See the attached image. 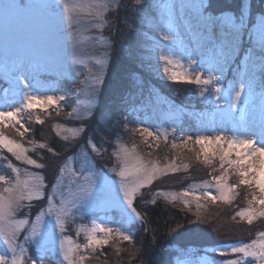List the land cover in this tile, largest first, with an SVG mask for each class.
Listing matches in <instances>:
<instances>
[{
  "label": "snow or ice",
  "instance_id": "1",
  "mask_svg": "<svg viewBox=\"0 0 264 264\" xmlns=\"http://www.w3.org/2000/svg\"><path fill=\"white\" fill-rule=\"evenodd\" d=\"M145 0H135L137 6H141ZM53 5H49L52 7ZM66 18L71 21H79L78 13L87 12L93 20L95 27L103 29L105 27V16L109 11H118L120 8L119 0H89L88 3H68L62 0L59 5ZM5 5V10L8 8ZM128 7V6H125ZM174 7V6H168ZM208 4L205 0H198L197 23L212 44L214 56L205 66L204 62H197L192 59L191 52L184 46L177 28L173 21L169 20L166 25H162L159 33L160 39L176 45L174 49L166 46L158 47L159 71L161 77L175 84L194 85L198 89V96L202 99L211 98L212 103L220 105L221 100L228 103L229 110L237 108L242 101L246 91L251 93L250 81L241 78L234 81L227 89V93L222 95V80L224 67L227 65L231 55L235 53L239 43L240 35L246 28V22L250 15V5L241 3L239 14L225 12L218 15L207 14ZM249 9V13L245 12ZM259 45L264 51V13L258 15ZM255 33H250L255 37ZM230 45L225 51L226 46ZM250 58V57H249ZM107 59V57H105ZM187 61V63H185ZM100 72H106V65L98 61ZM264 65V60L261 61ZM79 66V64H77ZM247 74V65H238ZM91 72V69H88ZM219 72L220 75L215 73ZM96 80L103 83L102 77L97 76ZM120 85L117 84V88ZM52 91L44 89L38 82H34L23 74L16 77V91L13 99L5 98L0 104V151L11 154L16 161L23 164L35 166L43 169L45 164L38 163L28 153L35 152L37 148L47 149L53 155H58L54 149L48 148L45 142L29 140L25 142V134L32 130L28 127L27 121L43 124L44 119L39 115L40 112L51 115L49 109L60 107V102L68 99L67 95L59 97L43 94ZM76 92L75 89L72 90ZM98 89L89 85L86 93V101H81L78 108H73L69 116L76 114L82 121L91 120L98 109ZM227 97V99L225 98ZM230 101V102H229ZM59 115V111L57 112ZM121 119L127 121V116ZM99 124H104V114L101 113ZM12 127L20 139H14L5 133V129ZM57 135H61L59 126ZM72 132V139H76L88 131L86 125L66 129ZM139 133L143 142L149 149H158L159 142L163 137L168 141L169 135L175 138L171 142L172 149L182 146L187 147L193 141V136H177V130L172 129L169 133L166 129L152 131L149 127H139L130 129ZM216 135L195 136L194 143L199 146L200 151L196 153V159L206 166H212L218 161V175H211L210 180L193 184L179 192H164L156 190L153 193L151 203H156V197H164L168 203L175 205L177 202L182 206L185 213H191L195 219L190 221L193 226L206 223L207 219L203 216L202 210H207L211 202L215 205L218 202L231 205L239 195L237 189L246 186L254 189L249 193L250 199L247 207L236 211L231 217L233 221H239L252 225L258 219H264V117L257 123L254 118L245 119L241 117L234 127L230 129L218 128ZM228 131L231 135H225ZM62 139L68 140L67 135ZM149 140L152 143H149ZM177 140L180 143H177ZM94 155L87 152L81 153V163L79 169L72 168L70 177L65 176L69 169V162L75 156L67 157V162L61 165L54 181L49 186L45 178L40 173H29L28 179L21 180L20 169L7 162V167L16 174L14 179L0 174V182L9 185L0 189V241L6 246V251L0 253V264H83L88 258L81 255L82 251L95 253L98 249L109 245L111 240L119 239L122 241L133 242L130 234L129 225L139 221L145 223L144 216L137 210L136 202L143 195L142 189L150 187L161 177L175 174L183 168L188 170L190 165L177 164V157L167 163L161 164L158 160L145 159L136 151V145L129 148L120 142L117 135L113 140V156L117 166L111 169L118 179L109 180L103 168H98L95 156H102L101 146H97L95 140L89 137L86 141ZM103 143V138H102ZM106 150V149H105ZM151 155V152L148 153ZM6 159V158H5ZM27 172V169H25ZM232 175H236V183H230ZM45 188H49L45 193ZM28 201L27 204L22 203ZM44 201L43 207L35 214L34 218L27 213L23 218H16V213L21 208H31L32 201ZM111 205L119 210V219L108 216L103 221L97 218L90 220L91 226L83 224L75 226V236L78 238L82 233L85 243H77L72 235H66L68 225L75 223L77 218L87 219L94 217L98 211H107V206ZM195 208V211H193ZM115 223L117 227L107 226ZM177 225V228H182ZM175 231V230H173ZM23 238L21 240V235ZM29 247L34 250V255L29 254ZM216 252L219 256L225 257L221 264H264V231H259L255 237L248 242L237 240L229 247H218Z\"/></svg>",
  "mask_w": 264,
  "mask_h": 264
},
{
  "label": "trees",
  "instance_id": "2",
  "mask_svg": "<svg viewBox=\"0 0 264 264\" xmlns=\"http://www.w3.org/2000/svg\"><path fill=\"white\" fill-rule=\"evenodd\" d=\"M205 3L209 5L207 14L218 15L229 11L239 14L242 0H205ZM243 4L250 5L249 19L246 22L245 30L240 35L235 53L231 55L224 67L223 76L228 80L229 78L240 79L246 75L247 79L264 97V65L261 63L264 60V51L261 50L258 41H254L248 35L249 28L256 21L257 15L264 13V0H243ZM128 12V8L124 10L119 8L118 10V13L125 14V16H128ZM245 12L249 13V9L245 8ZM115 15L116 11H109L110 23L104 31L105 35H110L113 48L100 92L99 102L101 105L99 104L98 107L100 110L95 115V118H98L103 113L104 124L98 123L93 126L91 119L82 124L86 125L88 129L86 133L82 134V138L72 139L67 135L69 139L64 140L62 134L58 136L56 126H75L77 123L69 116L73 103L72 97L60 102L59 109H49L50 116L40 112L39 115L44 119L43 124L36 123L34 118L29 122L27 114L25 115L28 127L32 130L25 134V142L29 140L45 142L48 148L54 149L58 153V155H53L47 149L40 148H37L35 152L30 151L29 155L33 159L46 165L43 169L35 167L44 176L46 183L51 181L58 162L68 154L75 152L82 143H86L85 141L89 137H92L97 146H101V148L103 143H100V133L105 135V132H110V138H115L118 135L130 142L138 143L142 140L139 133L130 131V129H136L143 123L145 117L151 112L152 104L156 98H162L169 102L174 101L189 107L191 112L183 120L182 128L186 125L195 127L198 124L195 123L199 117L198 111L208 105L204 99L198 96L196 86L172 83L163 79L161 74L149 67L139 54V51H142L137 45L139 34L133 38L132 32L128 30L126 24H119L121 29L114 34V30L118 27ZM119 17L121 14L118 15ZM189 27L194 38L200 43L201 54H204L209 47L213 50L212 44L208 42L197 20L195 23L190 21ZM229 46H226L225 51ZM238 65H247V74ZM38 71L39 75H35L36 71L33 72L32 81H44L45 84L54 83V85L65 86L68 89L73 87L75 89L79 86L78 80L75 81L76 78L73 79L72 76L63 77L62 74L40 69ZM117 84L120 85L118 88ZM8 86V82L0 77V104L4 102L5 98L9 100L13 98V94L8 95ZM58 111L59 115H57ZM122 116H127L128 120L121 119ZM5 133L14 139H20L12 127L6 128ZM140 148L144 152H151L152 156L160 158L164 163L178 156L177 164L181 166L189 164L190 167L188 170L182 168L175 174L161 177L150 187L141 190L143 195L137 199L136 207L144 216L145 223L134 222L131 224L133 242L114 239L110 241L109 245L104 246L102 250L98 249L95 253L82 251L81 255L88 257L83 264H189L190 261H195L205 253L213 257V254L217 253L218 247H226L239 239L251 240L257 232L264 231V219H258L252 225L239 221V218L236 221L231 219L236 211L247 207V201L251 198L249 193L254 189L246 186L237 189L239 195L231 205L219 202L213 205L211 202L202 201L209 205L207 210H202L201 213L206 217L207 222L196 226L190 223L195 217L191 213H185L179 202L173 205L161 196L156 197V203L153 205L151 203L152 194L156 190L179 192L193 182L208 179L211 175L217 174V171L215 172L213 169H218L219 163L216 161L212 166H206L196 159L197 152L194 150L186 147L172 149L169 142L161 143L158 149H149L142 140ZM112 150L113 147L106 148L103 152L107 155L103 157L102 161L97 162V166L108 172L107 167L115 164ZM8 161L13 164L26 165L16 161L6 151H0V174L8 176L10 179H12V173L6 166ZM230 180L236 183L238 177L232 175ZM3 186L4 183L0 182L1 189ZM42 203L43 201L35 200L30 211L35 212L42 206ZM177 225L183 227L178 229ZM31 251V255H34V250Z\"/></svg>",
  "mask_w": 264,
  "mask_h": 264
},
{
  "label": "rangeland",
  "instance_id": "3",
  "mask_svg": "<svg viewBox=\"0 0 264 264\" xmlns=\"http://www.w3.org/2000/svg\"><path fill=\"white\" fill-rule=\"evenodd\" d=\"M61 2L62 0H0V77H2L5 82H8V95L11 96L16 91V77L21 74L32 80L33 72L36 71L37 73L35 75H39L40 72L38 70L40 69L50 73L62 74L63 77L72 76L73 79L76 78L75 81L78 80L79 82V86L75 88V93L72 91L74 87L68 89L65 88V86L54 85V83L45 84L44 81H34L38 82L44 89H52V91L43 94H50L56 97L61 95H67L68 98L72 97L73 103L70 107L72 111L73 108H78L81 101H86V93L89 90V85L98 89L97 95L98 100L100 101V92L110 62L113 43L110 40V35H105L104 33L105 28L110 23L109 12H107L105 16L106 23L103 29H97L95 27V20H93L87 12L78 13L77 15L80 22H76V20L73 19L71 21L72 26L70 27L69 20L66 18L63 9L59 6ZM67 2L88 3L89 0H67ZM119 2L120 6H122L120 8H122V10L128 8L129 12L128 16H125V14L122 15V13L116 11L115 20L118 21V27L114 30V34L120 31L121 27L119 24H126L128 30L132 32L131 36L133 38L139 34V42L137 45L142 49V51H139V54L145 60L146 64L157 71V73L160 74L159 64L161 63L158 60V47L166 46L169 49H174L176 47V45L171 42L161 40L159 36V33L162 31L161 26L166 25L169 20L174 22L175 27L177 28V34L180 36L184 46L191 52L192 59L197 62H204L205 66L207 62L212 59V48L209 47L204 54H201L200 43L194 38L189 27L190 21L195 23L197 20L198 12L196 4L198 3V0H145L141 6H137L135 0H119ZM5 5L9 6L6 10L4 8ZM49 5L53 6L49 7ZM119 14H121V17L118 18ZM259 31L260 25L258 23L257 15L256 21L249 28L248 35L250 36V33H255V37L252 38L254 41H259ZM105 57H107V59H105ZM98 61H101L106 65V72H100L97 63ZM185 63H187V61H185ZM77 64H79V66H77ZM88 69H91V72H89ZM215 74L220 75L219 72H216ZM97 76L102 77L103 83L96 80ZM241 78L249 81L246 75ZM240 79L229 78L226 80L223 76L222 95L227 93L228 87L232 85L234 81ZM250 83L251 93L249 94L246 91L245 95L242 97L243 102L238 105L237 108L231 109V111L229 110L228 103H225V100H221L220 105L222 106H218L212 103L211 98L204 99L208 105H205L202 110L198 111L199 117L195 122L198 124H196L195 127H189L190 125H186L182 128L181 126L183 120L191 112L188 106L174 101L169 102L162 98H156L152 104L151 112H149V115L145 117L143 123L137 126V128L141 126L149 127L154 132L157 131V129H166L169 133L175 128L177 130V136L181 134L184 136H193V141L190 142L186 148L194 150V152H199V146L194 143L197 134L216 135L218 134L216 129H230L240 122L242 116L245 119L252 117L257 123H259L260 119L264 117V97H262L260 92L256 90L255 85L252 84V82ZM225 98L227 99V97ZM99 110L100 109L98 108L96 114H98ZM99 117L95 118L94 116L92 118L93 126L98 125ZM71 118L73 121L77 122L75 126H64L59 128L62 135H68L72 138V132L66 129L80 127L85 121L78 119L76 114H73ZM109 134L110 132H105V135L104 133H100L101 144L103 138L102 148L109 149L113 147L112 142L115 138H110ZM225 135H231V133L226 131ZM77 138H82V135ZM174 138L173 135H169L167 142L171 144ZM120 142L126 144L129 148L135 144L136 151L145 159L158 160L161 166L165 164L160 158L152 155L149 156L147 151L144 152L141 150L140 145L142 140L139 141L140 145L139 142H130L124 138H120ZM163 142L165 141L162 137L159 145ZM149 143H152V141L149 140ZM177 143L179 144L180 141L177 140ZM105 149H102V152L105 151ZM113 151L114 149L112 150V153ZM83 152H87L89 155H94L91 152L88 143H82L75 152L70 155L68 154L58 162V165L52 174L51 181L47 182V184L50 186L54 181L59 167L67 162V157L75 156V159L69 162V169L65 172V176L70 177L72 168L79 169L82 159L80 154ZM29 154L30 152L28 155ZM105 155L107 154L103 152L102 156H95L96 164L102 161ZM114 162V165L107 167L109 172L105 170L110 181L118 179V177L111 172V169L117 166L118 163L115 158ZM13 165H16V167L20 169L19 176L21 180L28 179L29 173H39L35 166ZM97 167L101 168L99 166ZM25 169H27V172ZM11 173L12 179H14L16 174L12 171ZM218 174L217 171V174L215 173V175ZM210 179L211 177L193 182L190 185H198L201 182ZM229 182L233 183L231 180ZM8 186L9 185L4 183L2 189ZM48 191L49 188H45L46 194ZM34 201H32V203ZM22 203L27 204L28 201L25 200ZM43 206H45L44 201L41 207ZM40 208L35 212L32 210L30 211L29 208H21L17 211L16 218H23L27 213L33 214L32 216L34 218ZM107 208L108 210L106 212L98 211L94 214V217L87 219L77 218L74 224L70 223L68 225V230L65 234L72 235L77 243L83 245L85 243L84 235L82 233L77 238L75 236V226L77 224H83L90 227V220L92 218H97L98 221H103L105 216L113 219L120 218L121 213L117 208L111 205H108ZM131 224L129 225V229L130 234L132 235ZM107 226L113 228L117 227L115 223L108 224ZM22 238L23 234L21 235V240ZM239 240H243L244 242L250 241L244 239ZM229 246H231V244L226 247ZM31 250L32 248L29 247V254H31ZM5 251L6 246L0 241V253H4ZM223 259H225V257L219 256L218 253L213 254V257L205 253L195 261H190L189 264H221Z\"/></svg>",
  "mask_w": 264,
  "mask_h": 264
}]
</instances>
